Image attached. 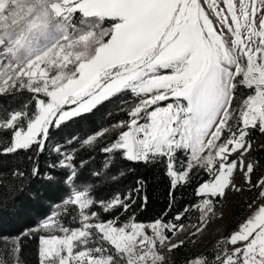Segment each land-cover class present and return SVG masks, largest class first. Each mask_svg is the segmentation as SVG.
I'll return each mask as SVG.
<instances>
[{"label": "snow or ice", "instance_id": "obj_1", "mask_svg": "<svg viewBox=\"0 0 264 264\" xmlns=\"http://www.w3.org/2000/svg\"><path fill=\"white\" fill-rule=\"evenodd\" d=\"M205 3L219 31L199 0H0V93L26 88L47 98H36L37 113L27 131L17 127L25 112L0 119V130L13 129L10 146L0 152L14 153L33 143L42 150L37 136L47 135L51 124L130 92L137 102L128 112V130L104 151L122 150L127 160L145 163L167 157L173 188L186 182L194 167L214 170L213 180L197 189V195L207 197L200 208L203 224L213 210L211 198H224L226 189L236 188V170L251 182L254 164L244 159L252 147L248 129L264 133V0H223L224 8L217 0ZM241 86L250 91L234 109ZM66 104L77 107L62 111ZM233 120H238L235 129ZM226 129L230 135L222 139ZM181 150L189 158L178 172L174 160ZM61 166L70 167L63 161ZM32 174L39 176V169ZM75 175L72 171L65 182L72 184ZM257 186L264 198V179ZM64 203L78 208L81 226H60L63 236H42L40 264H166L165 247L171 253L184 243L172 242L184 225L163 218L148 225L98 221L87 189L73 188ZM100 204L106 212L128 208L119 197ZM55 226L52 218L42 224ZM202 230L197 226V232ZM227 244L234 247L219 250L216 264H264V205ZM0 264L7 261L0 258ZM188 264H207V258Z\"/></svg>", "mask_w": 264, "mask_h": 264}, {"label": "trees", "instance_id": "obj_2", "mask_svg": "<svg viewBox=\"0 0 264 264\" xmlns=\"http://www.w3.org/2000/svg\"><path fill=\"white\" fill-rule=\"evenodd\" d=\"M249 91L239 87L234 101L244 98ZM36 98L37 95L25 89L0 93V119L7 118L12 111H22L27 113V118H33ZM135 100L137 98L130 92L121 93L100 102L89 112L61 121L58 126L51 124L47 135L37 138L43 141L42 150L37 143H33L28 149H18L14 153L0 152V244L7 239L18 238L19 264H39V234L31 230L52 214L54 207L61 206L56 219L63 227L72 229L79 226L76 206L63 205L73 188L87 189L94 201V207L90 210L97 212L98 221L115 220L118 225H123L134 220L148 224L163 218L165 222L184 225L195 217L194 208L202 199L197 195V189L213 179L214 170L210 173L194 167L189 179L173 188L171 177L167 174V157H157L155 161L145 163L127 160L122 150L104 151L122 131L127 130L130 119L128 112L134 107ZM121 121L124 127L120 126ZM17 127L25 128V122L17 124ZM12 132L13 129L0 130V149L10 146ZM248 132L247 139L252 147L247 155L254 169L250 174L251 182L233 194L229 220L223 229L224 237L238 228L240 217L261 197L262 189L257 185L264 179V133L258 127L249 128ZM89 138H92L90 143ZM67 156H71L72 160H68L70 167L65 168L61 162ZM186 160L184 151L175 154L174 167L178 172L182 170V165L185 167ZM34 167L39 169V176L32 174ZM72 171L76 173L73 183H66ZM19 172L25 175H16ZM116 197L128 204L127 210L116 207L106 212L101 208V201L107 203ZM212 200L222 202L219 197ZM185 209L188 211L185 212ZM180 213L183 215L176 221L175 217ZM199 252L203 250H197L193 255ZM208 252L205 251L211 260L214 253ZM169 254L173 259L172 264H181L189 258L182 246ZM1 256L7 264H12L6 254L1 253Z\"/></svg>", "mask_w": 264, "mask_h": 264}, {"label": "rangeland", "instance_id": "obj_3", "mask_svg": "<svg viewBox=\"0 0 264 264\" xmlns=\"http://www.w3.org/2000/svg\"><path fill=\"white\" fill-rule=\"evenodd\" d=\"M199 2L201 3V6L205 9L207 15L209 16V19L213 21L214 26H217V30L219 31L218 21L216 20L214 13L211 11V9L208 8L207 4L205 3V0H199ZM234 2H236L238 4L239 0H234ZM217 3H218L220 8H224L223 0H217ZM225 11H226V9H225ZM224 33L230 42L231 36H230V34L227 33V29H224ZM11 89H13V88H8L7 91L11 90ZM15 89H20V88H15ZM25 90H27V89L25 88ZM35 95H37V94H35ZM37 98L45 99V100L47 99L42 94H40L39 97H37ZM244 98H241L240 100L234 101V104H233L234 109L239 108V106L241 105L242 100ZM136 102H137V100H135L133 102L134 106H135ZM161 102H164V104H161L160 106H166L168 103H170L167 101H161ZM153 106H154L153 108L156 107V105H153ZM76 107H77L76 104H66V105H64L62 111H72ZM35 110L36 111H35L34 115L37 113L36 104H35ZM66 119H68V118H66ZM237 121L238 120H233L231 123L229 122L230 124L233 125V129H235ZM24 122H25V128H22V130L27 131V125L29 122V118L23 117L19 121H17V124H21ZM44 135H45L44 133H41L40 135L37 136V138L39 136H41L43 138ZM229 135H230V132H228V130L226 129L223 136H222V139L228 137ZM90 139H92V138H89L88 140H90ZM233 155H235V154H233ZM186 157H187V160L185 163V167L187 166V161L189 158L188 153H186ZM244 159L246 160V162H251L250 158L247 154L245 155ZM63 162L65 164H68V160L66 158L63 159ZM171 180H172V177H171ZM212 180H210L208 182H211ZM232 182L236 186V188H240L241 186L246 185L245 176H244L243 172L240 170H236L233 174ZM236 188L229 187V189H226V195H225V198H222V202L215 203L213 201V205H212L213 210L211 213H208L207 218L205 219L203 224L201 223L200 208L203 207V204H202L203 199H205L207 197L201 196L202 197L201 201L194 208L195 217L191 218L190 222H187L184 224V230L183 231L179 232L176 236L172 237L173 243H176L180 240L184 241V243L180 246H182L183 250L186 251L187 255H189V258L181 264H188L189 261H195L197 258H207V264H213L216 261V255H217V252L219 250H221V249H226L228 251L232 250V248L234 246L227 244V238L230 237V235L233 234L234 232H237L239 230L240 226L247 219L252 217L260 206L264 205V198L260 197V199L254 204V206H252L242 217H240V223L238 225V228L234 232H232L229 236L224 237L223 236V229L229 220V213L231 210V200L233 198V194L237 191ZM85 189L86 188H83L81 190H85ZM67 199H65V200H67ZM64 204L65 203L63 202V205ZM100 206L103 209L101 204H100ZM60 207L61 206L54 207L52 214H50L45 219L41 220L38 223V225L31 230L32 233L39 234V249H40V238L42 236L48 237L50 235H57V236H63L64 235V233L59 230L60 226H62V225L56 219V215H57ZM77 211H78V215H79L78 208H77ZM49 218H52L53 220L56 221V226L53 229H44L42 227V224L45 220H48ZM79 219H81V218H79ZM148 224H150V223H148ZM148 224H144V225H148ZM80 226L81 225H80V220H79V226L76 228H79ZM197 226L201 227L203 230L200 232H197ZM76 228H72V229H76ZM147 231H148L149 235H151V230L147 229ZM193 233H196V234L193 235ZM168 235L171 236V233H168ZM222 241L224 243H221ZM0 246H1L0 258H2L1 253H3V254L7 255L9 262H11L12 264H19L18 259H17V253L13 251V249L18 246V238L17 237L4 240L0 244ZM200 249H202L203 252H199V254L194 256L193 253L196 252L197 250H200ZM205 251H207V253H209L208 251L214 253V256L212 257L211 260L208 258V254L206 255ZM163 255L165 256L166 264H172L173 259L170 258V254L167 250V247H165V249L163 250ZM38 258H39V264H40L39 250H38Z\"/></svg>", "mask_w": 264, "mask_h": 264}]
</instances>
